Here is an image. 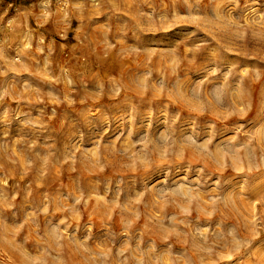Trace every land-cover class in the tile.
<instances>
[{"label": "rangeland", "instance_id": "rangeland-1", "mask_svg": "<svg viewBox=\"0 0 264 264\" xmlns=\"http://www.w3.org/2000/svg\"><path fill=\"white\" fill-rule=\"evenodd\" d=\"M0 264H264V0H0Z\"/></svg>", "mask_w": 264, "mask_h": 264}]
</instances>
